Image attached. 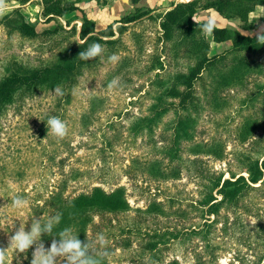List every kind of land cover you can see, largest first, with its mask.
<instances>
[{"label":"rangeland","instance_id":"1","mask_svg":"<svg viewBox=\"0 0 264 264\" xmlns=\"http://www.w3.org/2000/svg\"><path fill=\"white\" fill-rule=\"evenodd\" d=\"M58 1L67 9L54 19L66 31L74 25L79 31L86 15L96 21L97 28H103L125 14H145L121 34L116 51H105L103 46V54L85 66L72 85L41 87L31 93L20 90L14 102L5 106L0 117V247H8L10 236L20 224H26L27 231L32 218L44 222L54 215L53 196L59 191L74 196L93 187L109 193L122 187L127 210H96L87 228L93 249L108 251L111 264H168L174 259L179 264H193L198 257L208 264L263 263L264 187L249 192L238 204L222 207L218 223L207 233L187 231L203 225L204 217L214 219L213 215L203 216L197 203L206 190L204 174L238 171L246 154L260 157L264 152V48L254 57L255 68L245 77L236 79L234 73L233 84L215 87L218 101H209L211 94L206 95L214 83L212 72L203 75L196 85L204 103L191 143L216 137L225 147V158L196 155L185 142L181 175L159 180L150 177L140 162L173 160L160 151L169 142L156 141L158 132L173 124L175 114L167 113L154 138H136L130 126L135 116L151 112L155 95L148 94L150 78L156 74L169 77L185 71L183 65L197 62L196 53L187 48L179 32L175 31L168 41L163 38L162 18L158 16L186 0H6L7 11L0 15V80L20 66L60 63L75 48L73 42L80 40L78 33L59 30L28 37L18 29L19 12L40 30L49 25L45 3ZM222 2L226 10L238 5ZM227 19L215 9H199L194 18L212 26L223 23L231 30L264 35V7L249 13L253 30L245 29L238 16ZM206 34L209 56L232 46L231 41L215 44L212 30ZM113 54L118 55L116 62L108 59ZM230 59L218 63L220 76L228 75ZM162 62L163 68L152 69ZM114 78L119 86L109 89ZM50 116L66 121L69 132L65 138H56L48 130ZM134 156H139L140 162L132 161ZM226 177H230L228 172ZM16 196L27 199L29 207L12 208ZM155 202L164 203L170 212L163 213L160 206L153 205L151 210L150 204ZM101 232L108 239L106 249L95 244ZM29 250L23 254L9 251L7 264H25L31 255Z\"/></svg>","mask_w":264,"mask_h":264},{"label":"trees","instance_id":"2","mask_svg":"<svg viewBox=\"0 0 264 264\" xmlns=\"http://www.w3.org/2000/svg\"><path fill=\"white\" fill-rule=\"evenodd\" d=\"M222 1H182L173 4L162 15H158L162 18L160 25L163 38L168 41L174 37L175 31L179 32L183 35L187 48L196 53L197 62L191 66L183 65L185 71L177 72L169 77L156 74L154 78H150L148 91L151 93L148 94L155 95L151 112L147 115L135 116L132 120L130 131L134 137L148 136L154 138L156 131L160 128L159 125L169 115L167 113L173 111L175 114L173 124L164 129L162 128L157 134L158 140L156 141V144H158V141L169 142V145L161 147L160 151L166 153L173 160L164 163L163 159L154 158L140 162L139 156L132 157L134 158L132 161H139L142 168L149 173V176L155 179L169 180L178 178L181 175L183 164L180 161L182 150L187 146L185 142L189 144L187 146L189 151L194 152L196 155L204 153L213 155L218 159L225 158V147L220 143L221 140L216 137L197 144L191 143V135L195 131L204 103L202 96L197 93L196 85L198 82L201 83L203 75L212 72L214 83L212 82V90L209 89L210 92L206 91V95L211 94L209 101H218V94L216 93L218 88L222 85L233 84L234 73L236 79L243 78L250 70L255 68L254 57L262 52L264 41H261L258 38L260 36L257 34L244 33L239 30H231L226 26L214 25L211 28L213 40L219 43L231 41L232 46L219 54L209 56L210 40L206 34V26L209 25V22L196 21L194 18L199 9H215L224 18L233 15L238 16L240 20L244 21L245 29L253 30L255 26L248 22L249 13L259 5L264 6V0H226V2L231 1L233 4H238L237 7L231 8V10H226ZM59 2L55 4L45 3L46 22L49 25L41 30L37 27V24L27 21L23 14L19 12L17 17L19 31L28 37L55 34L59 30L66 31L63 25L54 19L57 15H63L67 9ZM144 14L145 12L141 11L135 14H125L114 22L115 24L110 23L103 28H97L96 21L86 15L82 20L79 31L75 25L70 28L71 31H66L75 35L78 33L80 40L73 42L75 48L72 47L69 50V54L64 56L62 62L40 66H20L16 71L0 80V117L4 113L5 106L14 102L15 95L20 90L31 93L38 91L41 87L53 89L72 85L83 68L95 59L82 60L78 56L79 52L84 51L93 43H99L106 47L105 51L107 49H110L111 52L116 51L117 45L121 43V34L125 32L129 24L138 21ZM52 21H55V24H51ZM226 57H231L232 64L229 66L231 69L228 75L220 76L218 63ZM163 66L162 62L159 67L156 66L152 69L163 68ZM217 86L216 90L215 87ZM168 100H171V102H168ZM175 161L177 162L175 163ZM197 161L195 160L193 165ZM241 163L238 171L228 170L218 174L213 172L210 175L204 174L203 177L206 182L203 186L206 190L203 191V196L197 203L203 216L206 214L213 215L214 219L204 217V224L187 231V234L196 233L201 235L207 233L210 227L218 223L222 207L238 204V201L247 196L249 192L264 187V152L261 153L260 157H254L253 154L248 153ZM227 172L230 177H226ZM53 201L55 205L54 215L57 213L62 214V220L58 227L53 228L51 236H42L45 245L51 244L52 236L57 235L60 229L69 226L74 229L75 234L81 240L86 238L88 240L87 228L93 218L92 212L96 210L126 211V208H128L122 187L110 193L102 188L93 187L90 191L80 192L74 196H65L59 191L53 196ZM152 205L153 208L160 206L163 213L170 212V208H164L162 202L150 204L151 210H153ZM32 250H29L31 255L30 258L25 260V264H30ZM105 264H111L108 258L105 259ZM168 264H179V262L174 259ZM193 264H208V262L198 257ZM258 264H264V262Z\"/></svg>","mask_w":264,"mask_h":264},{"label":"clouds","instance_id":"3","mask_svg":"<svg viewBox=\"0 0 264 264\" xmlns=\"http://www.w3.org/2000/svg\"><path fill=\"white\" fill-rule=\"evenodd\" d=\"M7 7L6 0H0V15L7 11ZM211 28V24L206 26L207 31H211ZM258 38L264 41V35ZM103 52L104 48L101 44L93 43L84 51L79 52L78 56L82 60H90L101 56ZM108 59L110 62H116L118 55L113 54ZM118 86L119 80L114 78L107 87L114 89ZM47 128L53 136L59 139L65 138L69 132L66 121L57 116L49 117ZM11 207L23 210L29 207V201L16 196L11 201ZM61 220L62 214L60 213L49 216L44 222L41 218L37 219L35 217L32 218L30 230L27 231L26 224H20L15 233L10 236L8 247H0V264H7V253L9 251L23 254L27 253L29 249H33L30 264H105V259L110 255L109 252L94 250L93 245L87 238L81 240L71 226L60 229L57 235L52 236L50 246L46 247L42 241V236H51L53 228L58 227ZM95 244L101 249L107 248L108 239L103 232L97 234Z\"/></svg>","mask_w":264,"mask_h":264},{"label":"crops","instance_id":"4","mask_svg":"<svg viewBox=\"0 0 264 264\" xmlns=\"http://www.w3.org/2000/svg\"><path fill=\"white\" fill-rule=\"evenodd\" d=\"M259 7H264V6H260V5L257 6V7H256V10H257ZM218 14H219V13H218ZM219 16H220V17H223V16H221L220 14H219ZM223 18H224V17H223ZM225 19H226V18H225ZM222 20H224V19H222ZM227 20H228V19H227ZM227 20H224V21H227ZM217 26H226V25L223 24V23H221V24H218ZM226 27H228V26H226ZM227 42H228V41H227ZM214 43L217 44V45H219V44H223L224 42L219 43V42H215V41H214Z\"/></svg>","mask_w":264,"mask_h":264},{"label":"bare ground","instance_id":"5","mask_svg":"<svg viewBox=\"0 0 264 264\" xmlns=\"http://www.w3.org/2000/svg\"><path fill=\"white\" fill-rule=\"evenodd\" d=\"M186 1H190V0H186Z\"/></svg>","mask_w":264,"mask_h":264}]
</instances>
